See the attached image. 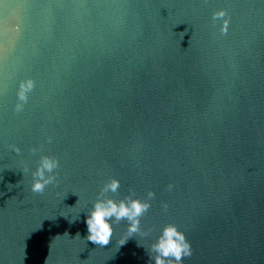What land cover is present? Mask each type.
Instances as JSON below:
<instances>
[{
    "label": "water",
    "instance_id": "95a60500",
    "mask_svg": "<svg viewBox=\"0 0 264 264\" xmlns=\"http://www.w3.org/2000/svg\"><path fill=\"white\" fill-rule=\"evenodd\" d=\"M112 178L155 197L100 247L85 221ZM167 224L182 264H264V0H0V264H149Z\"/></svg>",
    "mask_w": 264,
    "mask_h": 264
},
{
    "label": "clouds",
    "instance_id": "9594fccd",
    "mask_svg": "<svg viewBox=\"0 0 264 264\" xmlns=\"http://www.w3.org/2000/svg\"><path fill=\"white\" fill-rule=\"evenodd\" d=\"M225 16L224 10L213 13V19ZM222 31H227V21L224 22ZM34 87L31 79L21 81L19 85L18 103L16 110L20 111L23 104L27 102L28 93ZM15 151L19 152L16 148ZM36 151L35 148L32 149ZM59 167V161L50 156H41L36 169L32 172L33 183L31 190L34 193L42 194L45 188L56 181L57 173L55 170ZM173 185L169 184L171 190ZM120 189V181L112 178L105 182L100 190L98 198L93 202V206L87 212V240L93 244L105 247L110 244L113 236V225L122 221H127L128 236L141 232V217H143L151 207V200L155 193L149 191L146 199L136 197L135 191L130 189L129 194L116 200L107 194L117 193ZM163 207L167 209V204ZM77 235H79L77 233ZM126 241H123L124 244ZM149 264H182L184 257L192 254L190 242L186 239L185 234L178 230L174 224H167L161 230L159 236L150 244Z\"/></svg>",
    "mask_w": 264,
    "mask_h": 264
}]
</instances>
